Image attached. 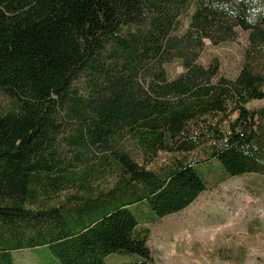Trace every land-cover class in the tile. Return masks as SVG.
I'll use <instances>...</instances> for the list:
<instances>
[{
	"label": "trees",
	"instance_id": "1",
	"mask_svg": "<svg viewBox=\"0 0 264 264\" xmlns=\"http://www.w3.org/2000/svg\"><path fill=\"white\" fill-rule=\"evenodd\" d=\"M237 29L248 45L228 80L198 59ZM0 94V264L39 247L59 264H153L139 219L190 206L200 167L264 176V106L246 107L264 100V0H0ZM127 137L167 159L146 169ZM101 165L114 184L95 194Z\"/></svg>",
	"mask_w": 264,
	"mask_h": 264
},
{
	"label": "rangeland",
	"instance_id": "2",
	"mask_svg": "<svg viewBox=\"0 0 264 264\" xmlns=\"http://www.w3.org/2000/svg\"><path fill=\"white\" fill-rule=\"evenodd\" d=\"M187 22L188 19L181 20L178 34L184 32ZM247 45V33L237 29L233 41L218 45L205 41L198 63L205 68L217 64L219 76L234 80ZM165 70L169 79L182 73L178 61L165 65ZM11 104L0 94V113L11 109ZM262 106L264 100L252 101L246 107ZM121 146L137 164L152 171H157L168 157L161 154L156 162L149 161L128 137ZM97 167L99 174L91 183L95 194L109 190L115 179L110 169ZM200 169L208 188L190 206L153 224L143 217L139 219V228L149 230L147 244L153 264H264V176L247 174L222 179L219 172L212 174L204 166ZM139 208L144 213L148 210L145 205ZM130 210L138 218L134 208ZM12 259L14 264H59L48 247L13 251ZM130 260L118 255L105 259L107 264Z\"/></svg>",
	"mask_w": 264,
	"mask_h": 264
}]
</instances>
